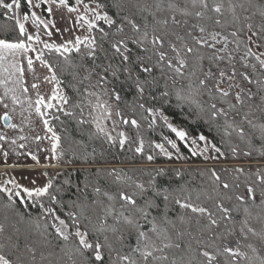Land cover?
I'll return each instance as SVG.
<instances>
[{
	"label": "snow or ice",
	"instance_id": "1",
	"mask_svg": "<svg viewBox=\"0 0 264 264\" xmlns=\"http://www.w3.org/2000/svg\"><path fill=\"white\" fill-rule=\"evenodd\" d=\"M90 3L85 0H74L72 4L69 0H24L26 9L48 5L46 11L51 15L52 6L57 5L68 13L77 14L75 23L85 29L86 34L55 43L42 39L40 31L42 26L46 30L44 35L49 38L53 36L52 29L59 32L54 20L43 19L36 11L25 10L21 15L22 0H0V9L4 10L6 19L14 23L18 33L15 39L0 38V108L3 109L0 121L4 127L21 133L11 138L0 132V141L13 146L18 140L24 141L18 147L25 148L29 140L38 145L47 140L51 145L48 150L50 158L59 163L65 152L53 121L60 124L63 121L55 112L76 117L74 110L79 109L80 115L76 117L79 124L94 125L96 135L120 148L135 142V153L143 154L146 142L139 134L141 124L135 118H126L121 109V86L134 89L138 100H144L159 83L154 74L158 70L165 78L161 98H168L171 94L168 81L172 85L178 80L186 81L175 92L178 100L194 106L198 114H206L210 121L222 118L225 135L231 137L235 133L250 149L254 148L253 142L259 140L260 148L256 150L264 156V4H256L253 0H154L153 3L134 0L128 14L118 22L105 10L106 3L100 0H90ZM256 15L258 23L254 21ZM29 21L35 26V32L26 27ZM100 21L108 26L109 31L98 24ZM94 30L100 33L99 39L93 34ZM103 41H107L111 57L106 64H96L98 52L103 51L108 57ZM45 50L58 53L66 63L70 62L71 53L93 61L91 67L80 65L86 75L79 83L87 80L89 84L83 91L72 86L80 100L73 102L71 109L66 108L70 98L61 89L57 68L45 57ZM114 59L116 63L112 62ZM37 61L50 73L44 80L54 83L47 98L40 94L39 83L29 84L26 79V72H31L33 80H39L34 66ZM221 64L225 66L221 67ZM30 90H34L35 98ZM205 96L207 100L203 99ZM225 104L227 107L223 106ZM130 107L133 112L138 107L150 114L149 129H153L159 119L179 141H190L195 146L193 156L205 155L210 149L219 155L224 154L204 134L190 138L187 131L169 121L162 108L146 107L145 103ZM86 108L90 119L84 118ZM16 116H19V123L13 122ZM33 116L42 122L44 135L30 137L23 134L24 125L32 126ZM114 116L118 119H113ZM236 116H240L239 122ZM108 121L112 122L113 130L118 124L136 129L135 141L124 131L113 136ZM163 140L164 143H148L169 158L173 153L165 143L180 153L176 139L164 136ZM197 140L204 142L202 149ZM4 143H0V148ZM231 151L236 154L237 147H232ZM28 154L39 163L36 154L31 151ZM3 155L7 157L8 153ZM244 155L251 156L252 151H246ZM146 158L152 161L155 156L148 154ZM154 172V175L148 174L147 181H139L116 170L110 171L114 182L122 186L115 191L94 186V207L89 209L76 204L79 214L67 213L74 232L69 230L68 222L56 214V208H45L43 203L39 205L46 216L50 215L58 222L52 227L64 242L62 251L71 264H81V261L92 264L93 260L96 264H264V170L246 173L245 169L237 168L231 181L222 180L215 170H211L213 187L211 193H204L211 206L201 202V193L193 198L190 192L184 194L183 189L176 191L158 186L157 177L163 175V170ZM241 175L245 177L242 182ZM9 184L12 188L7 187ZM241 184L243 192L239 191ZM87 187L86 184L85 189ZM14 189H22L29 199L47 196L53 204L60 203L54 194L60 188H54L52 179L35 188L23 187L14 179L0 184V192L6 193L11 202L7 207L15 203L13 196L21 197V191ZM158 200L162 201L163 207ZM231 201L236 202L234 206L226 203ZM171 204L184 210L176 219L170 216ZM88 211L92 216L86 214ZM81 217L91 225L90 228L81 226ZM178 224L186 227H178ZM47 226L36 222L37 229H46ZM5 231V225L0 223V234ZM100 236H103V242ZM24 247L30 260L19 255L18 249L14 253L6 252L5 245L0 244V264H35L36 247L27 244ZM104 249H107L106 253ZM89 252L90 256L87 255ZM41 258H44L43 254Z\"/></svg>",
	"mask_w": 264,
	"mask_h": 264
},
{
	"label": "trees",
	"instance_id": "2",
	"mask_svg": "<svg viewBox=\"0 0 264 264\" xmlns=\"http://www.w3.org/2000/svg\"><path fill=\"white\" fill-rule=\"evenodd\" d=\"M5 2H10V0H5ZM102 3H106L108 7L105 9L108 11L109 15L119 20L128 14V8L134 2V0H100ZM148 3H153L154 0H147ZM183 2V0H181ZM256 4H264V0H253ZM69 3H74V0H69ZM85 3H90V0H85ZM119 4L121 7H116ZM22 11L26 9L24 0H22ZM45 17L48 18L46 13V7H43ZM253 12L256 9L252 10ZM252 14V13H247ZM139 19V16H137ZM255 22H259V17L256 15L254 17ZM99 25L109 31L108 26L103 22ZM125 31H128L126 27ZM181 34L183 30L180 29ZM95 35L98 37L100 33L98 30L95 31ZM18 33L15 30V25L12 21L7 20L4 15V10L0 9V38L15 39ZM112 37H109L111 39ZM103 48L108 49V57L105 56L103 51L98 52V59L95 61L96 64H106L108 58L111 57V50L107 41H103ZM132 46V45H130ZM134 47V46H133ZM136 51L134 47V52ZM141 55H146L145 53H140ZM46 58L57 68V75L61 80V86L65 93L70 98L71 101H76L80 98L77 91L72 87L76 85L81 91L86 87L85 83L80 84L79 81L83 78L85 72L80 65L85 67H91L93 61L90 58L81 59L80 55L76 53H71L69 55V61L66 63L62 57L57 53L48 54ZM118 59V58H117ZM116 63L114 59L112 61ZM207 61L205 62V68H207ZM221 64V67H224ZM237 68L240 65L237 64ZM215 70V69H214ZM241 71L243 69H240ZM79 73V75H74ZM159 81L158 85L146 94L144 100H138L135 94V90L128 87L127 85L121 86V94L123 97V103L121 104V109L123 110L126 117L137 119L141 128L139 129V134L146 139L163 140L164 136L175 137L163 123L160 121V127H154L153 129L148 128L149 120L151 116L149 113L144 112L138 107L135 108V112L132 111V107L138 103H145L146 107L152 106L157 109L162 108L165 115L168 116L170 122L183 130L187 131L190 137L196 138L198 134H204L207 136L210 143H215L221 148L222 152L225 154V159L222 164L223 166H189V167H164V168H153V167H141L137 166L143 164L142 154L135 153V146H125L120 148L119 146H114L106 141L102 136L96 135V131L92 128L81 125L70 117L60 114V120L63 124L57 121H53L56 126V130L61 135V144L65 152L64 159L67 162L65 168L54 180V188H60L59 192H55L60 203L53 204L49 198L46 196L44 198V206L54 207L57 209L58 215L70 225L69 230L75 231L72 225V220L68 217L67 213L69 211H74L79 214V209L75 206L76 204H83L89 209L94 207L92 201L96 199V195L93 192V187L96 185L101 186L105 189H111L115 191L118 186L113 177L109 175V172L116 170L126 176H131L134 180L147 181L149 178V173L155 174L154 170L162 169L163 175L157 177V185L162 188H167L169 190H180L183 189L184 194L191 193L193 198H195L197 193H201V202H204L206 206H211V202L206 200L204 193H211L213 183L211 177V170H215L222 180L231 181L236 175L235 166L227 165L234 163L235 157L238 156L240 161H247L252 163L253 161L264 162V156H261L256 149L260 148L259 140H255L254 148L250 149L246 143L240 140L235 133L231 137L225 135L224 133V120L221 118L218 121L208 120L206 114L199 113L194 106H189L177 99L175 92L176 90L183 87L187 82L178 80L176 85H172L171 81H168L170 91V96L168 98H161L160 93L164 89L165 78L160 76L159 71L154 73ZM123 79V78H122ZM155 99H152V97ZM203 99L207 100L208 97L205 96ZM227 107V105H223ZM246 111V109H244ZM148 117V119H142L141 117ZM203 117V118H202ZM237 122L240 121V116H236ZM129 134L135 140L137 131L129 125H126ZM232 147H237V153L233 154L231 151ZM184 149V146L182 150ZM95 150V151H93ZM252 151L251 156H246L244 153L246 151ZM190 164L198 165L202 162L195 158L189 157ZM175 160H170L169 163H165L163 159H160L157 164H175ZM239 168L245 169L246 173H254L257 169L264 170V165H244ZM245 179L243 175L240 176V181ZM88 187L85 189V185ZM52 191V190H50ZM240 192L244 191L243 184H241ZM214 195V194H213ZM22 197V198H21ZM21 197H15V201L11 207H7L11 202L8 200L6 193H0V223L5 225L6 231L0 234V244L5 245V251L8 253L17 252L25 260H30L28 257L25 245L35 246L37 249L35 264H71L68 256L65 255L62 248L65 244L60 240L55 233V229L52 224L57 223L53 220V217L44 213V210L39 207L40 204L31 202L26 195L21 192ZM75 202V203H74ZM157 203H163L158 200ZM230 205H235V201L226 202ZM184 210L180 209L178 205H170V216L172 219H176ZM92 216V212L88 211L86 213ZM36 222L41 225L47 224V228L36 227ZM82 227H91L86 220L81 217ZM178 227H186L178 224ZM193 234L195 235L194 227ZM111 236V234L109 233ZM91 238V237H90ZM103 242V236L99 237ZM188 237H185L187 240ZM118 246V245H117ZM105 253L107 249H104ZM43 254V259L41 258ZM91 255V253H87ZM12 258H15L13 256ZM79 259V258H78ZM107 261V257H106ZM81 264H87V262L81 261ZM92 264H96L93 260Z\"/></svg>",
	"mask_w": 264,
	"mask_h": 264
},
{
	"label": "rangeland",
	"instance_id": "3",
	"mask_svg": "<svg viewBox=\"0 0 264 264\" xmlns=\"http://www.w3.org/2000/svg\"><path fill=\"white\" fill-rule=\"evenodd\" d=\"M36 2H39V0H36ZM90 6L94 7L95 5L90 3ZM43 7H46L47 9L48 5L42 4L40 8L29 9V10L30 12L36 11L37 14L41 16L43 19L54 20L55 27L60 29V31L57 32L55 31V29H52L53 36L49 38L48 36L44 35V32L46 30H44L43 27L41 26L40 31H41L42 39L48 42L61 43L67 39L73 38L75 35L83 36L86 34V30L81 29L79 25L75 23V17L77 15L76 13H68L65 9L60 8L57 5H53L52 6L53 12L51 15H49L46 11V13L48 14V18H47L45 17ZM22 14H23V11L21 9V15ZM100 22H103V21H100ZM100 22H98V24ZM26 27H28L30 32L36 31L35 26L32 25L30 21L28 22ZM95 31L96 30H94L93 32L94 35H95ZM52 53H55V52L49 53L47 52V50H45V57L48 54H52ZM32 55L34 56V54ZM34 66L36 68V75L39 77V80L34 81L33 74L31 72H26V79L29 82V84L33 82L39 83L40 94L44 95L47 98L51 95L52 90L54 88V83H49L44 80V77L50 75V73L48 72L47 68L40 66L38 61L35 62ZM84 75H86V73ZM94 80H95V77H93V81ZM84 83L86 87L89 84L87 80H85ZM60 87L64 91L61 85ZM30 94L33 95V98H35L34 90H30ZM79 100L80 98L74 102H78ZM72 104H73V101L69 100V105H67L66 108L71 109ZM52 111L55 112V110H52ZM74 111L76 112V117H79L80 115L79 109H75ZM87 111L88 109L86 108L84 118L90 119V117H88L87 115ZM2 112H3V109L0 108V113ZM55 114L60 116L61 113L55 112ZM76 117H70V118L77 122ZM126 118H129V117H126ZM113 119H118V118L114 116ZM13 122L19 123V116H16ZM84 125L95 130L94 125H91V124H84ZM154 127H160L159 119H157L156 125ZM108 128L110 131H112L113 136H116L117 132L119 131H124L132 138V136L129 134V131L126 128V125L118 124L117 127L113 130L112 122L108 121ZM0 132L5 133L7 136L11 138H16V136L21 134L19 133L18 130H12V129H8L4 127L2 121H0ZM44 132L45 130L43 128V124L39 120V118L36 116H33V124L31 127H29L28 125H24L23 134L28 135L30 137L37 135V134L44 135ZM169 138L177 140V143L180 146L179 154H177L175 150L170 147V145H167L165 143V147L170 152H172L173 155L171 158L164 156L163 154L159 153V150L154 149V147H150L148 143L149 141L153 142V144L154 143H164V140L155 141L153 139L150 140V139L144 138L146 144H145V152L142 154L143 164H139L137 166L164 168V167H172V166L173 167H189V166H216V165L223 166L224 165L221 162H223V160L225 159V154L219 155L210 149L209 152L206 153L205 155L193 156L192 151L195 149V146H193L190 143V141L188 143H185L183 141H179L178 138L176 137H169ZM190 138H193V137H190ZM132 140L135 141L133 138ZM0 143H4V142L0 141ZM20 143H25V142L18 140L17 145L15 146L4 143V147L0 148V184H4L7 180L14 179L18 184L22 185L23 187H28V188L41 187V186L46 185L49 179H52L54 181L55 178L62 172V169L65 168V165H67V162L65 161L64 157L59 163H57L56 160L50 158L51 154H50V151L48 150L50 149L51 145H50V142L47 140L40 141L39 145L36 142L29 140L25 148H19L18 145ZM197 143L199 147L202 149L204 146V142L197 140ZM112 145L118 146V144H112ZM128 146L136 147V143L135 142L129 143ZM183 146H184V149L182 150ZM29 151H31L32 153L36 154L39 157V163H37L31 158V156L28 154ZM4 152L8 153L7 157L3 155ZM148 154L154 155L155 159L152 161H148L146 158ZM189 157L198 159L200 160L199 162H202V163L198 165L190 164L188 160ZM238 158L239 157L236 156L235 160L233 161L234 163L227 164V165H230V166L233 165L235 166V168L236 167L239 168L240 166H244V165H264V162L253 161L252 163H248L246 160L240 161ZM160 159H163L165 163H169L170 160H175L176 163L175 164H157ZM7 187L12 188V185L9 184L7 185ZM15 190H19L23 192L22 189H14V191ZM0 193H3V192H0ZM24 194L26 195V198H28L27 194L26 193ZM45 197L35 198V199L28 198V199L33 203H37V204L43 203L44 204ZM13 198H15V196H13Z\"/></svg>",
	"mask_w": 264,
	"mask_h": 264
}]
</instances>
